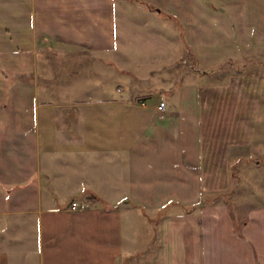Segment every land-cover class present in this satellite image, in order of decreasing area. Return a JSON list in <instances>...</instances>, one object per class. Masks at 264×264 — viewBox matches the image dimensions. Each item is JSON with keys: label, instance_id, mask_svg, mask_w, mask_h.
I'll return each mask as SVG.
<instances>
[{"label": "crops", "instance_id": "1", "mask_svg": "<svg viewBox=\"0 0 264 264\" xmlns=\"http://www.w3.org/2000/svg\"><path fill=\"white\" fill-rule=\"evenodd\" d=\"M118 2L0 0V264H264V201L246 188L236 215L223 196L230 157L264 142V65L172 66L183 45L262 41L264 0H140L186 31L145 74Z\"/></svg>", "mask_w": 264, "mask_h": 264}, {"label": "rangeland", "instance_id": "2", "mask_svg": "<svg viewBox=\"0 0 264 264\" xmlns=\"http://www.w3.org/2000/svg\"><path fill=\"white\" fill-rule=\"evenodd\" d=\"M118 1L121 0H117V2ZM139 2L140 0H124L123 4L125 5V11L122 9L119 2L116 4L117 42L119 45L124 43L122 49L125 55L128 54L129 67L136 68L135 66H139L140 73L145 74L151 65V57H153L154 61H158L162 56L168 59L167 56L172 53V48L166 45L168 43L165 42H168V40L172 38L183 40L186 31L184 24L180 22L177 24L175 32L170 16L164 13H158L154 9H149L146 5ZM150 8L153 7L150 6ZM207 22L212 28L211 33H218V19L215 16H208ZM196 26L197 28L202 27L199 23L196 24ZM208 32L206 31L204 33V38L200 36H198V38L203 40L215 38V36L209 35ZM23 33H25V35L29 34V30L25 29ZM7 34L8 33L4 36L2 35V37L6 38ZM46 54L49 58V68L53 67V70H56L60 66H64L62 58L68 59L69 57V55L63 56L61 53H56V57H54L53 52ZM174 55H176V60L173 61L172 66L176 68L177 73L175 74L177 76V82L180 81L181 71L185 72L189 70L200 73L198 75L199 81H201L206 77L205 75H203L204 77H200L203 69L216 75V72L224 68L225 70H231L237 65H247L253 59L258 62L257 64L264 65V39L257 44L251 42L249 45L245 46L227 43L209 47L191 48L189 45H183L177 48ZM228 56H230V60L225 59V57ZM162 61L166 60L162 59ZM64 63L66 64V62ZM118 64H120V62H118ZM90 65L91 62L84 59L77 65L75 63L73 67L78 66L79 69H87ZM73 72L79 74L80 71L78 70L76 72L73 70ZM175 74H173V76ZM214 74H212L213 77ZM117 84L121 85L120 82ZM124 85L128 86V81L125 82ZM229 161L231 182L230 186L225 189L223 196L225 200L228 201L232 214L236 211V215H239L244 213L246 206L239 201L238 196L244 193L246 188L251 189L252 192L257 195L256 201H264V142H256V146H254V149H252L248 156L230 157ZM238 182L239 192H236L237 199H234L233 196L235 193H231V189Z\"/></svg>", "mask_w": 264, "mask_h": 264}, {"label": "built area", "instance_id": "3", "mask_svg": "<svg viewBox=\"0 0 264 264\" xmlns=\"http://www.w3.org/2000/svg\"><path fill=\"white\" fill-rule=\"evenodd\" d=\"M118 88H119V86H118ZM136 100H138L139 103H141V104H145L146 103L145 96H143V95L137 96L136 97ZM165 105H166V102H165L164 99H159V101L156 104L157 108H159V109H164L165 108ZM70 204H71V207L74 208V207L84 206L86 203L83 202V201H78L76 199H72L71 202H70Z\"/></svg>", "mask_w": 264, "mask_h": 264}]
</instances>
